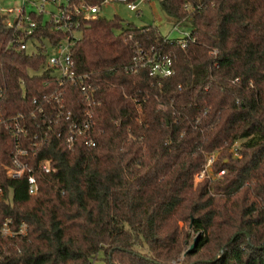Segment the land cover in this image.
<instances>
[{"label":"trees","instance_id":"obj_1","mask_svg":"<svg viewBox=\"0 0 264 264\" xmlns=\"http://www.w3.org/2000/svg\"><path fill=\"white\" fill-rule=\"evenodd\" d=\"M160 6L173 24L189 23L185 45L116 14L80 19L70 53L94 87L96 144L78 137L71 148L61 124L30 115L39 106L49 115L59 88L73 110L87 105L77 83L60 86L46 65L42 37L63 33L33 15L36 48L21 49L0 12V118L24 113L25 137L40 141L26 159L53 166L35 170V194L25 175L8 177L12 139L0 125V228L10 218L14 231H0V264H173L182 255L181 264H264V0ZM137 48L170 56L174 72L151 73ZM216 152L215 172L225 173L195 183Z\"/></svg>","mask_w":264,"mask_h":264},{"label":"built area","instance_id":"obj_2","mask_svg":"<svg viewBox=\"0 0 264 264\" xmlns=\"http://www.w3.org/2000/svg\"><path fill=\"white\" fill-rule=\"evenodd\" d=\"M122 1L127 4V7L131 10H137L138 3L134 0H39L30 1L31 9L27 11L25 9L26 1L22 7L16 9L12 15V9L5 10L0 6V12L5 14V22L9 27H14L20 34V48L28 50V41H32V45L35 46V37L31 36L34 28L37 26L38 21L33 17L39 16L40 21L43 23L50 22L53 24L55 30H59L63 33L62 37L56 42L51 41V37H42L43 41H47L49 50L47 51L46 65L54 68L58 71V84L61 86L66 80H70L77 83L80 87V91L84 94L87 105L81 110H73L64 101L63 88L56 89L47 97L48 103L52 104V108L49 115L45 112L44 108L39 106L30 115L32 118L36 115V110L43 113L46 126L50 127L52 123H59L62 127L57 131V135H62L66 131L65 138L68 142V147H73L75 140L78 137H83L84 142L89 146H94L96 141L93 137L88 136L89 131L93 125L92 120V104H94L93 90L94 87L87 82V73H77L74 70V61L70 53L71 46L75 43L77 37L74 33L80 31V19H96L98 15H101L102 5L107 2ZM49 5V7H47ZM49 13V17L45 18L44 14ZM180 23H174L173 29L178 30ZM169 36V35H168ZM178 42L185 45L190 38V33L182 31V36L177 37ZM138 53L135 56V60L141 64H147L150 68V72L158 74L160 76L167 77L174 72L172 67V58L170 56H163L153 54H142L137 48ZM35 101V99H33ZM25 115L22 112L16 113V115L0 118V125L5 127L12 139V150L10 152L11 162L5 165V173L8 177L18 178L23 175L27 178V189L30 194H35L38 191V182L35 170H41L43 172H50L53 169L50 159H41L34 166L26 159L27 155H34V146L38 145L40 141L37 139V133L31 136L25 137L26 123L24 122ZM47 130L44 129L43 136L39 139L45 138ZM33 140H32V139ZM27 141L28 143H24ZM31 151V152H30ZM215 158V153L208 156L202 170L197 173V176L203 174L206 169V165L212 163ZM225 169L220 168L217 172L218 175L224 173ZM1 193V190H0ZM10 218H6L3 221V225L0 228L3 234H13L14 231L10 228ZM20 228L18 232L23 233L26 231L27 223L20 222ZM178 258L173 260V264H180Z\"/></svg>","mask_w":264,"mask_h":264},{"label":"rangeland","instance_id":"obj_3","mask_svg":"<svg viewBox=\"0 0 264 264\" xmlns=\"http://www.w3.org/2000/svg\"><path fill=\"white\" fill-rule=\"evenodd\" d=\"M25 9L29 11L31 9V5L29 4L30 1H36L39 0H0V6L3 7L5 10L12 9L13 12L12 15L15 13L16 9L19 7H22L24 2ZM138 3L137 10L129 9L127 7V4L122 1H114V2H107L102 5L101 14L104 15L107 18L113 17L114 14L118 15L119 17L123 18L127 22H133L137 25H148L153 24L156 25L161 32V34L165 35L168 34L170 37H180L182 36V31L189 32L190 25L187 21L182 22L180 24L179 29H173L171 25L173 24V19L169 17L166 13L163 12L160 6V0H134ZM49 7V5H47ZM45 18L49 17V13L44 14ZM74 36L77 38L80 37V31H77L74 33ZM28 50L34 49L35 46L32 45V41H28ZM48 42L44 41V46L47 48V51L49 50ZM37 45H40L39 42H37ZM58 72L57 70H55ZM236 141L234 143V146L236 147L238 145ZM218 153H215V158H217ZM214 162L206 165V169L203 172V174H200L197 176V173L194 177V182H203L204 179H212V178H219L224 173H221L220 175L215 172L216 167H214ZM205 164V163H204ZM193 236L189 239V244L193 241ZM188 244V246H189ZM179 263L183 262V255L181 257Z\"/></svg>","mask_w":264,"mask_h":264},{"label":"water","instance_id":"obj_4","mask_svg":"<svg viewBox=\"0 0 264 264\" xmlns=\"http://www.w3.org/2000/svg\"><path fill=\"white\" fill-rule=\"evenodd\" d=\"M199 236L198 234H196V236L194 237L193 241L189 244V246L186 248V250L184 251V254L188 253L189 251H191L194 246L197 244L198 242V239H199Z\"/></svg>","mask_w":264,"mask_h":264},{"label":"crops","instance_id":"obj_5","mask_svg":"<svg viewBox=\"0 0 264 264\" xmlns=\"http://www.w3.org/2000/svg\"><path fill=\"white\" fill-rule=\"evenodd\" d=\"M173 25V24H172ZM172 25H171V27H172ZM168 35V34H167Z\"/></svg>","mask_w":264,"mask_h":264}]
</instances>
